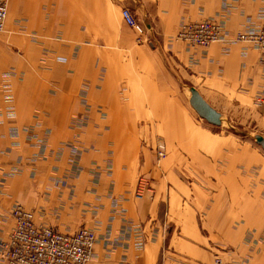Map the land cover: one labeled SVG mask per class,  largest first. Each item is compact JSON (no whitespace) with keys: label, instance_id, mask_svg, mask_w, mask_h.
I'll use <instances>...</instances> for the list:
<instances>
[{"label":"crops","instance_id":"0c3cea01","mask_svg":"<svg viewBox=\"0 0 264 264\" xmlns=\"http://www.w3.org/2000/svg\"><path fill=\"white\" fill-rule=\"evenodd\" d=\"M123 8L146 30L142 44ZM263 14L264 0H8L0 239L20 204L37 225L93 229L87 264H156L165 241L171 255L162 264H194L208 246H234L248 264H264V157L247 156L241 141H216L214 125L184 106L193 87L221 123L228 104L258 107L264 123L260 52L249 42L193 47L176 38L204 19L221 22L227 36L254 31ZM150 129L165 134L155 146L163 155L194 148V192H179L173 168L153 160L155 188L134 197L137 163L130 153L116 157L117 134Z\"/></svg>","mask_w":264,"mask_h":264},{"label":"built area","instance_id":"2783aa9c","mask_svg":"<svg viewBox=\"0 0 264 264\" xmlns=\"http://www.w3.org/2000/svg\"><path fill=\"white\" fill-rule=\"evenodd\" d=\"M8 16V0H0V32L5 30ZM124 23L137 34V40H146V30L138 23L129 9L121 10ZM176 38L190 46L207 47L211 43L224 44L249 42L259 50V64L264 67V14L260 27L254 31L237 32L231 36L224 33L221 22L204 19L182 25ZM264 103V98L256 104ZM162 153L159 151L158 153ZM148 180L138 181L136 198L145 194ZM13 228L5 239H0V260L6 264H87L93 254L96 232L80 227L73 232H60L51 226L37 225L33 213L16 204L10 211ZM212 264H244L239 261L216 258Z\"/></svg>","mask_w":264,"mask_h":264},{"label":"rangeland","instance_id":"374dc122","mask_svg":"<svg viewBox=\"0 0 264 264\" xmlns=\"http://www.w3.org/2000/svg\"><path fill=\"white\" fill-rule=\"evenodd\" d=\"M4 34L5 30L0 32V36H4ZM142 43L143 42L137 40V44ZM184 106L191 112L192 116L194 117L195 111L190 106L189 100L184 101ZM254 108L256 111H258V107ZM255 110L247 108V110L244 112L243 110H238L237 108H235L234 105L228 104L223 111L224 117L222 118L221 125L212 127V129L215 130L214 134L219 135V137L215 138L216 141H241L242 146L244 148L246 147L245 150L247 152V156L260 154L264 157V150H262L261 147L256 144L253 139V136L255 134L262 135V133H264V123H262L261 118L257 115L258 112H256ZM195 114L196 116H198L196 112ZM202 120L203 121L201 122H206L204 119ZM117 137L120 143L118 148H115L116 157L123 158V155L126 156V154L130 153V156L133 157L137 163V168L134 172L133 192H137L138 181L141 177H144L148 180V185L145 186V190L143 191L145 192V194L141 198H136L134 195L136 199L144 198L147 193L151 192L155 188L153 184V178L150 176L148 170L150 161L152 162L153 160L157 162L160 161L161 164L165 163L163 165L164 167L168 165L173 168V170H171V173L175 175L176 178L179 177L181 180V185L177 184V189L179 190V192H194V148L184 147L180 149H173L169 150L167 156L163 154L159 155L157 154V152L159 153V151L155 146L156 144H158L160 138L165 139V134H161L151 129L149 132H142L140 130L139 132L135 133H118ZM171 137L172 135H167V138L169 140L171 139ZM215 151L217 150L215 149ZM233 151L234 150L231 149V154L233 153ZM144 160H146V163H144ZM164 174L166 175V173ZM164 174H161V177L164 176ZM166 183L169 184L168 178ZM203 200H205V197H200L199 202H202ZM203 215L204 214H201L200 216L202 217ZM174 246L175 245H173L172 248ZM233 247L234 246L204 247L211 254L204 259H194V264H212L216 258H220L223 261L238 260L240 262L243 261L242 263L244 264H248V261L244 259L245 257H247V255H245L246 252L244 250L238 252L234 251ZM170 251L171 248L165 241V243H163L161 246L160 257L156 264H162L164 256L167 253L171 255Z\"/></svg>","mask_w":264,"mask_h":264},{"label":"water","instance_id":"95a60500","mask_svg":"<svg viewBox=\"0 0 264 264\" xmlns=\"http://www.w3.org/2000/svg\"><path fill=\"white\" fill-rule=\"evenodd\" d=\"M189 92V104L197 115L211 125L220 126V113L208 104L195 88H189ZM253 139L264 150V137L260 134H255Z\"/></svg>","mask_w":264,"mask_h":264}]
</instances>
